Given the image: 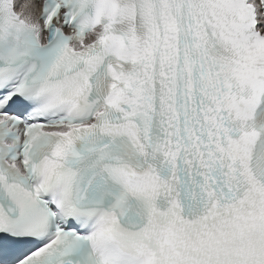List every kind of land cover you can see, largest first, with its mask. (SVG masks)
Here are the masks:
<instances>
[{"label":"snow or ice","instance_id":"6c2138e0","mask_svg":"<svg viewBox=\"0 0 264 264\" xmlns=\"http://www.w3.org/2000/svg\"><path fill=\"white\" fill-rule=\"evenodd\" d=\"M0 264H264V0H0Z\"/></svg>","mask_w":264,"mask_h":264}]
</instances>
